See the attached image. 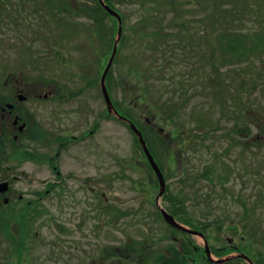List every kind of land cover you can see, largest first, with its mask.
I'll return each instance as SVG.
<instances>
[{"label":"rangeland","instance_id":"obj_1","mask_svg":"<svg viewBox=\"0 0 264 264\" xmlns=\"http://www.w3.org/2000/svg\"><path fill=\"white\" fill-rule=\"evenodd\" d=\"M38 1L0 0V102L11 95L8 79L22 78L24 88L34 94L23 104L30 122L24 134L14 139L7 125L0 128V173L19 177L14 188L28 200L43 192L39 181L52 178L44 156L59 163L64 173L85 174L86 165L92 166L94 180L87 191L70 182L72 190L57 192L59 200L53 193L47 209L29 219L30 229L20 227L28 237V253L36 254L37 263V253L52 254L44 264H133L130 258L120 261L110 255L115 251L108 248L121 243V253L143 245L157 254L181 252L186 235L171 233L162 222L159 211L167 208L164 197L158 199L157 179L123 122L109 119L82 143L92 145L88 152L71 144L56 159L59 149L52 138L85 132L86 119L105 111L100 81L113 47L107 46L108 31H96L93 13L88 14L93 0H55L51 6L40 0L37 15ZM150 6L157 12L143 14L121 4L125 19L107 76L110 96L133 117L143 113L139 119L160 159L165 192L182 197L203 228L197 230L199 236L189 234L191 246L205 252L207 241L209 248L228 255L233 251L229 242L235 240L240 252L264 264V0H152ZM142 19L157 26L164 20L183 21L179 28L170 24L167 33L182 35L190 63L180 62L167 74L156 69L157 60L148 59L155 58L149 44L144 47L136 37ZM104 23L109 30L112 21ZM150 25L146 22L143 33ZM117 28L118 23L113 44ZM224 33L248 36L243 58L217 49L214 36ZM55 90L60 98L51 96ZM162 106L168 109H157ZM165 113L174 117L169 124L161 119ZM44 135L51 140L48 144L39 143ZM103 226L106 229L97 234ZM11 227L14 233L20 231L15 221ZM56 227H61L60 234ZM7 229L0 224V264H6L10 254ZM36 234L42 246L35 245ZM91 238L93 245H88ZM193 251L191 247L190 254ZM193 258L180 264H205ZM149 259L138 258L135 264H149Z\"/></svg>","mask_w":264,"mask_h":264},{"label":"flooded vegetation","instance_id":"obj_2","mask_svg":"<svg viewBox=\"0 0 264 264\" xmlns=\"http://www.w3.org/2000/svg\"><path fill=\"white\" fill-rule=\"evenodd\" d=\"M36 0H34L35 2ZM40 1V0H39ZM39 1L35 4L36 6L40 7L37 11V15H39V12H41V4ZM45 5L44 1L42 3ZM35 11V10H34ZM32 12L33 14L31 16H35L36 12ZM40 17V16H39ZM22 79V78H21ZM20 78H14V79H8L6 85L11 86V95L6 100L0 102V128L7 125L9 127L12 133V136H14V139H19L22 134H24V131L28 128L29 122V116L28 111L23 107L24 102H28L30 100V97H34V94H30L25 88L23 79ZM51 94H47L46 97H48ZM41 97V95H38ZM51 96H57V98L61 97V92L56 91ZM37 97V96H36ZM119 114L121 115V112L119 111ZM116 118L121 122V118L116 116L115 114L110 115L108 109L106 108L105 111H103L98 117L87 120L88 122V128L85 132L79 134V135H73L70 133L63 134L62 136H58L55 138H52L51 140L54 141V145L58 147V151L56 153V159H59L63 156V153L69 149V146L71 144L75 146H83L82 143L86 142L88 139H91L95 132L98 130V127H100L103 124L106 123L111 118ZM139 118L142 120L143 113H139ZM146 121L148 124L152 125L151 122H149V119L146 118ZM32 123V121H31ZM24 126L23 130L20 128ZM6 127V126H5ZM162 130L160 129V132ZM41 135V133H40ZM39 135V136H40ZM39 143H49L48 141H51L47 139V136L44 135L43 137H40ZM78 144V145H77ZM91 144H87L83 146V148H86V151H89V147L91 148ZM46 163H48V167L50 168L49 173L52 176V178L39 181L40 186L42 187L43 192H35L31 194L33 198L31 200H28L25 198L26 194H21L17 192L14 188V184L19 180V177L11 176L4 172L0 173V215H3L5 220H2L3 217L0 216V224L5 225L8 227V231L10 233V237L8 238V242L11 246L10 254L7 257L6 264H31V261H35L33 264H44V259L48 256L49 258L52 256V254H48L47 256L41 255L40 253H37L38 255V263L37 258H34L36 254L34 252H29V247L27 245L28 237L24 234V231L21 230L23 227L27 229L32 225V220L35 218V214H38L39 211L46 210V203L50 199L51 195L55 193V196L57 197V200H59V196H57V192H66L69 188L71 189V186L69 187L70 182H75L79 184V188H83L86 191L89 189V184L93 183V175L91 173L92 166L90 169L88 168L89 165H86V173L78 172L72 173L67 172L64 173V169L59 166V163H55L51 157L48 159L47 156H44ZM81 171V170H80ZM37 185H39L37 182H35ZM4 184V185H3ZM2 185V186H1ZM5 188V189H4ZM78 189V188H76ZM72 190V189H71ZM16 191V192H15ZM27 191V190H26ZM73 191H75L73 189ZM71 192V191H70ZM121 214V213H120ZM59 216V215H58ZM120 218V217H117ZM27 219V220H26ZM31 219V221H29ZM60 219V218H59ZM13 221L16 222L17 228L20 229L18 233H14L11 229V225ZM59 223H61V219L59 220ZM167 229L171 233H177L181 235H186V239H183V243L180 245L182 251L177 252L174 254H157L155 251H152L149 246L143 245L139 250L131 249L126 250V253H121V243L119 247H110V249L114 248L115 253H110L112 256H118V258L121 261V257L130 258L131 262L135 264L136 260L138 258H142L146 260V257H150L149 264H180V260L184 258H189L191 255L194 257L193 259H200L205 264H257L254 262V259L251 257V254L240 252L239 247L237 246L235 240H230L229 245L232 247V252L228 255L220 256L216 253H211V257L215 258V261L212 260V258L207 257L206 252H202L199 248H194L191 246L189 233H186L184 231L172 228L170 226H167L165 224ZM187 226V225H185ZM21 227V228H20ZM57 228V234L61 233V227ZM106 229L104 226L101 227L100 230H98L96 233H100L101 230ZM29 233V230L28 232ZM56 234V235H57ZM22 235V236H20ZM40 237L38 234L35 235L34 241L36 246H42L44 244L40 241ZM177 241V238H173ZM58 240V239H57ZM90 243L88 245H93V238L89 239ZM39 241V244H38ZM61 240L55 243L56 247H58L61 244ZM34 246L33 248H35ZM191 247L195 250L192 254H190ZM32 248V250H33ZM87 251H90V247L88 246ZM108 250H105V253ZM212 251V250H211ZM150 252V253H149ZM60 255V254H59ZM147 255V256H146ZM215 256V257H214ZM57 254L54 255L52 258L56 259ZM124 258V259H125ZM51 259V258H50ZM196 259V260H197ZM225 259L226 262L224 263H218L217 261ZM137 264V263H136ZM139 264H141V261L139 260ZM146 264V263H145Z\"/></svg>","mask_w":264,"mask_h":264},{"label":"trees","instance_id":"obj_3","mask_svg":"<svg viewBox=\"0 0 264 264\" xmlns=\"http://www.w3.org/2000/svg\"><path fill=\"white\" fill-rule=\"evenodd\" d=\"M93 1H94V5H93L94 7L89 11L88 14L93 13V17L95 20V27H97L96 31L103 29L104 34L108 31L109 41H107V46H108L109 50H111L113 47V43H112L113 42V34H114L113 31H114V28L116 27L117 22L114 18H112L105 11V9L101 6V4L99 3L98 0H93ZM47 2H48L49 6L56 3L55 0H52V4H51V0H48ZM105 2L110 7H112L114 10L119 12L120 14H121V4H124V3L130 4L131 6H133V8L137 12H140V13L143 12V14L150 13L151 11H156V10H153V9H155L154 7L150 6V3L152 2V0H105ZM118 5H119V7H118ZM47 9H48V7H47ZM174 10H176V8H174ZM55 11H57V10H54V12ZM121 16H122V20L124 21L125 17L123 16V14H121ZM105 19H109L112 21V26H109V30H107V28H104L105 27V23H104ZM148 21L151 22V25L146 30H148V29H150V30H149V32L143 33L145 31V30L143 31L144 25ZM164 21L166 22V20H164ZM164 21L161 22L160 26L155 25L154 20L142 19V21H137L136 29H137L138 33L136 32L137 33L136 37L139 38V42L142 45L145 44V45H143L144 47H146L149 44L148 48L152 51L153 54H155V58L154 57H148V59H152V58L156 59L158 62L156 65V69L163 72V74H167V71H169L171 68L178 67L180 62H181L180 65H182L184 62L189 64L190 63V59H189L190 55H189V52H187V50L184 48L185 46L181 41L182 35H179L177 33H172V32L167 33V31H169L168 29L173 27L170 24L174 23V25L176 24V26L179 28L180 26L184 25L183 21L175 19L174 21H168V23H166V24H164ZM208 22L209 21H206L205 25H207ZM210 22H212V21H210ZM214 25H215V23L213 22L212 27H215ZM221 26L224 27L223 24ZM180 31H183V30H180ZM234 35L235 36H233V33H230V34L224 33V34H220L218 36H214L216 38V47L218 50L230 51L233 56L237 55L239 58H243V56H245L246 51H248L247 46H246V42H244L248 36H237L236 34H234ZM150 37L152 38V41L148 42V39ZM199 37H200L199 39L202 38L201 36H199ZM205 37H206L205 44L208 45L209 37L207 36V33L205 34ZM123 43H124V38H123L122 44ZM140 50H142V49H140ZM140 66L142 67L141 61H140ZM134 72H136V71L134 70ZM143 72H145V71L143 70ZM111 74L112 73H110V76H111ZM145 76L146 75L144 74V77ZM139 77H140V72H139ZM227 87H228V89H230L231 85H229ZM230 92L231 91H227L226 95L230 94ZM115 105L118 106V104H116V103H115ZM157 109L165 112V110H167L168 107L165 108L164 106H162V107H159ZM117 110L118 111L120 110L119 106H118ZM128 111L129 110L127 108L121 107V110H120L121 115L129 118L132 121L135 120L134 122H136L137 126L142 131L151 153L154 155V157L158 161L159 165L161 166V163L159 161L160 159L158 160L159 157L157 156L156 152L153 149V143L150 142V140L148 139V137L146 136V134L143 131V125L144 124L141 122V120L139 118L133 117L131 115V113H129ZM177 114H178V112L175 115H177ZM132 118H135V119H132ZM173 118L174 117H171L170 115H168L166 113H165V116L163 118L161 117L162 121L166 122V124H169V120H172ZM173 122H175V119L173 120ZM255 126L258 127L257 124H255ZM175 127H177V125ZM135 138H136V140H137L136 142L139 146L138 139L136 136H135ZM177 143H179V141H177ZM174 157H177V156L174 155ZM164 202L166 203V208H167L168 212L172 216H174L177 221H179L183 224H186L195 230H203L202 226L200 228L198 223H196L197 221L194 218V216L189 214L187 207H186L185 200L182 197H180L178 194L174 195V194H170L169 192H166V194L164 195ZM161 220H163L162 217H161ZM213 252L220 255V256H223L226 254L225 250L224 251L213 250Z\"/></svg>","mask_w":264,"mask_h":264},{"label":"water","instance_id":"obj_4","mask_svg":"<svg viewBox=\"0 0 264 264\" xmlns=\"http://www.w3.org/2000/svg\"><path fill=\"white\" fill-rule=\"evenodd\" d=\"M99 2L101 3V5L104 7V9L113 17H115L118 21V24H119V28H118V36H117V39H116V42H115V45H114V49H113V53H112V56L110 58V61L102 75V78H101V87H102V93H103V96H104V100H105V103L107 105V108H108V111L112 114H117L115 108H114V105H113V102H112V99H111V96L109 94V91L107 89V86H106V78H107V75H108V72L109 70L111 69V66H112V63L114 61V58L116 56V53H117V49H118V43L121 39V36H122V18L121 16L119 15L118 12H116L114 9L110 8L105 2L104 0H99ZM121 119H123L124 121L128 122L129 125H130V128L132 129V131L136 134V136L138 137V140L140 142V145L142 146V149L148 159V162L152 168V170L154 171V173L156 174L157 176V179H158V182H159V188H160V193H159V196H158V199H160L164 194H165V191H166V183H165V178H164V175L160 169V167L158 166L157 162L155 161L154 157L152 156V154L150 153L149 149L147 148V145H146V142L144 140V137L142 135V133L138 130V128L136 127V125L132 122H130L129 120H127L126 118L124 117H121ZM24 126H22L20 129L23 130ZM4 185V184H3ZM2 186V185H1ZM5 189V188H4ZM161 212H162V215L164 217V220L172 227L176 228V229H179V230H182V231H185V232H188L190 234H193V235H199V233L197 231H193V230H189V229H186L184 226L180 225L176 220L175 218L170 215L165 209H160ZM201 235V234H200ZM206 253L208 256H210V250H209V246H208V243L206 241ZM219 263H224L226 262V260H219L218 261Z\"/></svg>","mask_w":264,"mask_h":264}]
</instances>
